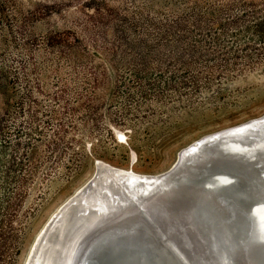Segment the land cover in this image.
I'll return each instance as SVG.
<instances>
[{
    "label": "rangeland",
    "instance_id": "1",
    "mask_svg": "<svg viewBox=\"0 0 264 264\" xmlns=\"http://www.w3.org/2000/svg\"><path fill=\"white\" fill-rule=\"evenodd\" d=\"M2 1L13 6L0 30V210L12 197L3 264H24L95 160L161 172L201 135L264 113V64L227 62L196 27L216 0ZM63 36L78 40L76 68L42 44Z\"/></svg>",
    "mask_w": 264,
    "mask_h": 264
},
{
    "label": "water",
    "instance_id": "2",
    "mask_svg": "<svg viewBox=\"0 0 264 264\" xmlns=\"http://www.w3.org/2000/svg\"><path fill=\"white\" fill-rule=\"evenodd\" d=\"M184 161L177 156L162 180L164 184L185 172ZM261 162L254 170L231 163L213 167L232 178L226 183L223 202L242 214L264 203V157ZM102 171L95 160L93 178L84 189L89 185V191L95 189L92 184ZM165 191V199L159 195L130 199L120 195L115 199L124 203L117 206L107 192L98 194V190V208L85 211L75 203L61 208L42 232L31 264H261V257L239 237L237 225L219 199L204 201L190 186ZM175 204H199L202 215L193 226L181 225L170 220L165 209ZM66 220L68 232L62 235ZM261 221L259 233L264 235V215ZM54 235L58 245L48 246L46 241Z\"/></svg>",
    "mask_w": 264,
    "mask_h": 264
},
{
    "label": "bare ground",
    "instance_id": "3",
    "mask_svg": "<svg viewBox=\"0 0 264 264\" xmlns=\"http://www.w3.org/2000/svg\"><path fill=\"white\" fill-rule=\"evenodd\" d=\"M117 135L121 139L125 138L122 133L118 132ZM178 155L185 160L183 165L185 172L172 179L169 184H164L162 180L167 178V172L171 169L175 161L161 172L139 173L130 167L122 168L97 160L98 168L104 171L98 175L97 183L93 182L92 186L95 189L89 191L88 188L90 185L84 189L93 178V173L87 181L78 187L49 216L46 223L36 235L24 264H31L37 247L41 242L42 232H46L44 230H47V225L50 220L54 216L58 217L59 213L62 212L60 211L61 208L65 210L72 203H75L77 208L80 207L85 211L98 208L100 205L95 203L97 201L95 198L102 192H107L113 202L119 206L121 203H124L123 199L120 201L115 199H120V195H123L126 199H130L131 197L136 198L138 196L155 197L158 195L164 198L166 188L175 190L185 186L192 187L195 193H197V196L201 197L204 201L209 198L219 199L221 202H219L220 206L230 212L229 219L237 225L239 237L246 240L250 249L261 257V264H264V235L259 233V228L261 227L259 220L261 223V216L264 215V203L256 204L249 213L245 214L240 213L236 208L232 209L229 204H226L227 202H223L225 200L226 183L232 180V178L227 176V174L219 172L222 170L217 171L213 168L218 165L231 163L237 166L244 165L247 169L254 170L255 167L258 166L259 168L262 165L261 158L264 157V113L239 124L203 134L181 148L177 152L176 158ZM132 158L134 163L136 159L134 156ZM102 184H105V187H102ZM96 190H99V192ZM88 192L89 194H87ZM110 205L111 207L116 206L115 204ZM165 209H167V215L170 217V220L181 225L193 226L202 215V207L199 204L189 206L182 204L168 205ZM253 213L258 214L257 217L255 219L254 217L249 218L250 214L253 216ZM61 232L62 235L68 232L67 220ZM56 238L55 235L52 236L50 240L48 239L46 241V244L48 246L58 245L59 241Z\"/></svg>",
    "mask_w": 264,
    "mask_h": 264
},
{
    "label": "trees",
    "instance_id": "4",
    "mask_svg": "<svg viewBox=\"0 0 264 264\" xmlns=\"http://www.w3.org/2000/svg\"><path fill=\"white\" fill-rule=\"evenodd\" d=\"M208 5L209 7L200 11L198 18L194 20L197 22L196 27L206 32L203 39L206 40L207 50L216 54H228L227 62L240 61L244 63L242 67L245 68L264 64V0H216ZM12 7L9 1L0 2V30L4 26L8 12L13 14L10 9ZM67 40L64 36L58 39L49 37L42 44L45 48L55 51L60 58L68 60L71 65L74 64L76 68L75 64L78 62L73 58V54L77 50L78 40L75 39V42ZM3 83L0 76V91L5 88ZM1 95L5 96L6 93L1 92ZM11 101L10 97L5 98L4 104L8 109L12 108ZM3 130L0 122V131ZM23 133H26L24 129L17 130L18 136ZM23 164L24 160H21L17 165L19 167ZM16 191V196L21 195L20 187ZM11 199L10 195L7 196L5 206L0 210V264H3L6 258L4 245L7 240V229H12Z\"/></svg>",
    "mask_w": 264,
    "mask_h": 264
}]
</instances>
